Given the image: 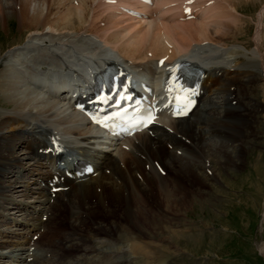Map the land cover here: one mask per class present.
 Here are the masks:
<instances>
[{"label":"bare ground","instance_id":"1","mask_svg":"<svg viewBox=\"0 0 264 264\" xmlns=\"http://www.w3.org/2000/svg\"><path fill=\"white\" fill-rule=\"evenodd\" d=\"M240 1L259 4L255 20L254 8L245 16ZM131 4L0 0V26L15 18L27 32L24 42L0 55V227L8 226L0 229V264H141L140 256L152 258L156 249L125 235L110 208L118 213L120 205L132 217L130 203L146 204L142 189H155L167 216L147 204L153 229L172 244L185 242L191 236L185 216L204 202L185 191V182L201 178L211 187L207 166L220 177L221 156H233L241 144L247 113L237 112L236 93L249 97L253 84H264V0H156L143 9L146 19L119 11ZM249 19L255 24L251 48L234 41ZM178 61L206 70L202 106L185 119L163 113L145 132L114 144L72 109V92L104 64L144 72L159 96L165 68ZM84 162L93 174L73 178ZM86 214L94 232L76 233L83 218L90 220ZM110 224L118 233L113 244L102 229ZM125 243L133 256L128 261Z\"/></svg>","mask_w":264,"mask_h":264},{"label":"rangeland","instance_id":"2","mask_svg":"<svg viewBox=\"0 0 264 264\" xmlns=\"http://www.w3.org/2000/svg\"><path fill=\"white\" fill-rule=\"evenodd\" d=\"M238 7L244 9V15L254 8L251 17L255 20L254 16L259 4L254 7L243 6L240 1ZM18 27L15 18L7 22L5 29L0 26V55L8 48L24 42L27 32L20 31ZM254 30V21L249 19L243 32L234 41L238 44L245 41L247 47L251 48ZM236 95L237 112L242 110L241 114H249V117H245L247 114H244V117L241 116L244 119L240 125L241 119L238 121L236 118L235 123L243 127L240 130L237 129L241 132L239 140L242 142L238 145L236 153L231 157L222 154V162L218 170L220 177L213 172L212 168H209V165L207 166L206 175L211 174L209 180L213 179L214 184H210L214 187L213 189L201 178L193 183L185 182L186 192L204 200L201 205L194 204L185 216L187 224L191 226L189 239L172 244L168 235L162 230L157 229L158 227L153 229L152 213L146 205H150L155 215L157 208H160L161 213L166 214L155 189H142V193L147 195L146 204L134 206L133 202L130 203L132 217H127L124 212H121L120 205L117 206L118 213L115 206L110 208V212L120 219L119 223L123 225L125 235L126 233L127 236L129 233L138 235L137 239L142 245L156 249L152 258L143 260V256H140L141 264H264V250L261 253V248L264 249V84L260 82L253 84L249 97L244 96V91L242 96L241 92ZM242 99L245 101L242 102ZM245 103H249L250 106L248 107ZM202 186L212 189L213 191H210L212 195L208 191H201ZM108 200L110 204L111 201ZM62 203H64L63 200ZM138 209L141 213L136 211ZM86 215L90 217V220L83 218L82 221H85V224L78 228L76 233L94 232L91 222L93 216ZM157 217L159 215L155 216ZM7 227L3 226L0 229L6 230ZM102 229L108 241L112 244L117 242L118 233L114 225L110 224ZM34 238L36 237L32 235L31 239ZM88 239L87 237L86 240ZM124 245L125 257L128 261L133 256L128 252V245L126 243Z\"/></svg>","mask_w":264,"mask_h":264}]
</instances>
